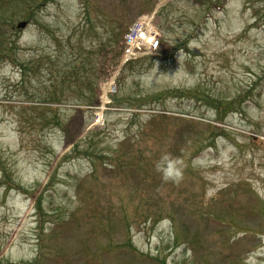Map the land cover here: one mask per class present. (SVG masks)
<instances>
[{"label": "rangeland", "instance_id": "rangeland-1", "mask_svg": "<svg viewBox=\"0 0 264 264\" xmlns=\"http://www.w3.org/2000/svg\"><path fill=\"white\" fill-rule=\"evenodd\" d=\"M221 2L55 0L15 21L0 61V264H264V0ZM145 16L160 50L123 59L112 29ZM83 25L86 46L109 39L97 95L45 101L32 64L58 65ZM32 107L61 126L33 128L57 119ZM163 154L178 183L156 170Z\"/></svg>", "mask_w": 264, "mask_h": 264}, {"label": "trees", "instance_id": "trees-1", "mask_svg": "<svg viewBox=\"0 0 264 264\" xmlns=\"http://www.w3.org/2000/svg\"><path fill=\"white\" fill-rule=\"evenodd\" d=\"M226 1L228 0H225V2H221L218 4L213 3L214 5L213 7L219 10L218 7H222V5L226 3ZM53 2H55V0H0V61H8L10 59L12 60L13 58V52H14L13 48L15 41L10 40L12 35V29L19 31V29L15 26V21L21 19L22 21H26L27 23H31L32 21H34L35 23L36 21H38L37 14H41L42 12H44V10L49 6V4ZM89 22H91L90 12L86 11L84 24L87 23L88 25ZM79 28L82 30L80 31V35L76 37L75 39L76 42L72 43L71 40L74 36L68 35L67 40L69 41L70 53H67L65 55L66 57L62 61L60 60L61 57L58 56L59 57L57 58L58 65L55 64V61L52 60L51 56L49 57L47 56L48 57L47 62H45L44 57H41L38 59L39 63L32 64V69H33L32 73L34 75L36 73L39 74V73L47 72V78L44 80L42 85L44 90L40 88L42 90V93L45 94L44 97L46 99L43 98L45 101L46 100L53 101L56 103L62 101L63 97H65L66 95L65 87L66 88L77 87L79 91H81L78 95H76L77 98L80 99V101H84L85 97L89 94H91L92 96L97 95L96 94L97 91L95 89L96 88L95 83L96 80L97 82H99L102 76H99L96 64L95 63L92 64V62L94 57L97 56L98 54L101 55L107 54L105 49L109 44L108 42L109 39H107L108 41H101L97 44H93V42H91L90 46H86L83 41V35L84 37L87 36L86 29L87 28L89 29L90 26L86 28V25L85 26L83 25V26H79ZM122 29L123 28L121 27L119 28L116 27L112 29L110 42L114 43L115 49L118 48V45L122 42V39L124 37L125 31ZM91 30H93V28H91ZM53 43L56 46L55 49H57L58 51L59 48L63 46V40L55 35H53ZM116 53L119 52H117L116 50ZM116 57H118V55ZM116 57H114L115 59L112 58L113 61L116 60ZM45 66H47L48 68ZM23 71L26 72V69H24ZM60 81L63 83V86L65 85L64 87L58 90L53 88L55 91L46 94L45 89L47 85L50 84L53 85V87H55L60 83ZM86 92L89 93L86 95L85 94ZM96 98H94L93 101L83 102V103L86 105L89 104L93 106V104L96 103ZM32 108L34 110H40L42 113L53 112L54 117L56 116V112H57V109L55 108L54 109H47V108L38 109L35 107ZM56 119L57 120L55 122L49 119V122L45 120V123L44 122L40 124L32 123V127L36 128L37 125L43 126V124L46 125L47 123L56 126H61L60 120L58 119L57 116ZM36 129L38 130V128ZM110 163H112V161H110ZM78 187H80V185H78ZM145 190L147 191V189H144L143 191ZM148 219L149 218L145 219L144 222L145 224L148 222ZM224 221H226L225 224L230 228H232V230L234 228L239 229L240 227H242L241 223H239V221L235 220L233 217H230L229 219ZM222 233H223V238H226L227 241L231 239L232 236L231 234H229V231L224 230L222 231ZM128 245L129 248H133L132 244H128ZM38 259L39 258H37V260ZM36 263L29 262L28 264H36Z\"/></svg>", "mask_w": 264, "mask_h": 264}, {"label": "built area", "instance_id": "built-area-1", "mask_svg": "<svg viewBox=\"0 0 264 264\" xmlns=\"http://www.w3.org/2000/svg\"><path fill=\"white\" fill-rule=\"evenodd\" d=\"M160 37L153 24V16L143 17L129 29L123 41V59H132L136 53L153 54L160 48Z\"/></svg>", "mask_w": 264, "mask_h": 264}, {"label": "clouds", "instance_id": "clouds-1", "mask_svg": "<svg viewBox=\"0 0 264 264\" xmlns=\"http://www.w3.org/2000/svg\"><path fill=\"white\" fill-rule=\"evenodd\" d=\"M156 170L161 173L162 179L165 181L179 182L182 178L178 163L169 155L163 154L155 163Z\"/></svg>", "mask_w": 264, "mask_h": 264}, {"label": "water", "instance_id": "water-1", "mask_svg": "<svg viewBox=\"0 0 264 264\" xmlns=\"http://www.w3.org/2000/svg\"><path fill=\"white\" fill-rule=\"evenodd\" d=\"M26 25H27V22L26 21H21V22H19L18 23V28H24V27H26Z\"/></svg>", "mask_w": 264, "mask_h": 264}]
</instances>
